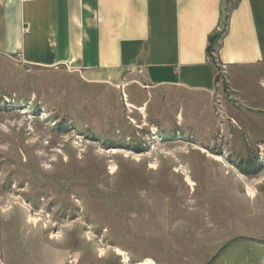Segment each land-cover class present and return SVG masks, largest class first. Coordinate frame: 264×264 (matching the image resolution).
Returning a JSON list of instances; mask_svg holds the SVG:
<instances>
[{
    "label": "rangeland",
    "instance_id": "374dc122",
    "mask_svg": "<svg viewBox=\"0 0 264 264\" xmlns=\"http://www.w3.org/2000/svg\"><path fill=\"white\" fill-rule=\"evenodd\" d=\"M263 74L209 94L0 57V264H211L264 242Z\"/></svg>",
    "mask_w": 264,
    "mask_h": 264
},
{
    "label": "crops",
    "instance_id": "0c3cea01",
    "mask_svg": "<svg viewBox=\"0 0 264 264\" xmlns=\"http://www.w3.org/2000/svg\"><path fill=\"white\" fill-rule=\"evenodd\" d=\"M223 2L0 0V57L65 68L91 83L138 74L153 87L212 94L216 69L207 46L219 33ZM225 10L215 58L226 68L230 91L242 94L238 80L264 72V0H227ZM259 80L264 84V74ZM211 264H264V242H231Z\"/></svg>",
    "mask_w": 264,
    "mask_h": 264
},
{
    "label": "trees",
    "instance_id": "16d2710c",
    "mask_svg": "<svg viewBox=\"0 0 264 264\" xmlns=\"http://www.w3.org/2000/svg\"><path fill=\"white\" fill-rule=\"evenodd\" d=\"M225 28H226V25L221 32L217 34H213L208 39L207 54H208V57L211 63L214 65L215 69L217 68L216 67L217 65L215 64V54H216L217 48L219 47V41L225 33Z\"/></svg>",
    "mask_w": 264,
    "mask_h": 264
},
{
    "label": "built area",
    "instance_id": "2783aa9c",
    "mask_svg": "<svg viewBox=\"0 0 264 264\" xmlns=\"http://www.w3.org/2000/svg\"><path fill=\"white\" fill-rule=\"evenodd\" d=\"M24 2H28L31 0H23ZM26 31V30H25ZM219 66V71L216 77H219V79L222 81L223 80V76L226 74V68L224 65H218ZM217 79V78H216ZM218 87V81L216 80V88ZM216 88L214 90V92L216 91ZM79 263V259L75 256V255H69L68 256V260L66 264H78Z\"/></svg>",
    "mask_w": 264,
    "mask_h": 264
},
{
    "label": "bare ground",
    "instance_id": "6f19581e",
    "mask_svg": "<svg viewBox=\"0 0 264 264\" xmlns=\"http://www.w3.org/2000/svg\"><path fill=\"white\" fill-rule=\"evenodd\" d=\"M128 106H129L130 108H131V107L133 108V106H132L131 104H128ZM216 161H217V162H220L221 159H220L219 157H216ZM175 172L178 173V171H175ZM186 183H187V185L190 186V187H193V186H194V182L190 179L189 176H186ZM248 192H249V195H250V196H253V193H252L251 190H249ZM33 223H36V221H33ZM117 255H119V256H123L124 254H123L121 251L117 250ZM123 257H124V256H123ZM3 264H4V263H3ZM138 264H154V263H153V261L147 259V260L142 261V262H140V263H138Z\"/></svg>",
    "mask_w": 264,
    "mask_h": 264
},
{
    "label": "water",
    "instance_id": "95a60500",
    "mask_svg": "<svg viewBox=\"0 0 264 264\" xmlns=\"http://www.w3.org/2000/svg\"><path fill=\"white\" fill-rule=\"evenodd\" d=\"M226 2L227 0H224L223 4H222V10H221V23H220V27H219V32H221L225 25H226Z\"/></svg>",
    "mask_w": 264,
    "mask_h": 264
}]
</instances>
